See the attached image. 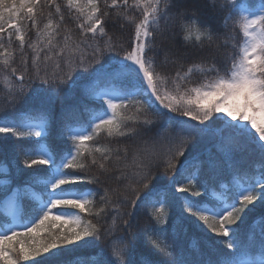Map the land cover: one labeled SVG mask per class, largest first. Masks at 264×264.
I'll use <instances>...</instances> for the list:
<instances>
[{
  "label": "snow or ice",
  "instance_id": "6c2138e0",
  "mask_svg": "<svg viewBox=\"0 0 264 264\" xmlns=\"http://www.w3.org/2000/svg\"><path fill=\"white\" fill-rule=\"evenodd\" d=\"M208 2L225 29L231 23L225 46L232 41L235 52L223 70L205 55L184 67L188 49L216 55L211 27L185 0H66L79 39L62 41L66 17L56 0H0V76L9 97L0 105V147L11 145L16 166L13 178L0 160L8 178L0 188V264L41 254L48 255L37 264H264V123L256 116L264 115V0ZM117 25L132 26L126 42L109 34ZM177 35L184 52L173 50ZM170 62L179 63L174 75L165 71ZM78 96L91 102L86 120ZM57 102L62 126L53 134ZM102 133L142 139L131 173L119 164L127 147L123 156L115 149L113 167L114 150L89 143ZM161 170L166 181L157 180ZM177 202L171 218L168 206ZM141 209H151L149 227L135 223ZM204 226L223 238L221 247L207 259L186 258L180 232L207 237ZM85 249L90 255H74Z\"/></svg>",
  "mask_w": 264,
  "mask_h": 264
},
{
  "label": "trees",
  "instance_id": "16d2710c",
  "mask_svg": "<svg viewBox=\"0 0 264 264\" xmlns=\"http://www.w3.org/2000/svg\"><path fill=\"white\" fill-rule=\"evenodd\" d=\"M56 2L61 5L62 11L65 13V17H66L65 24L62 25L60 36L57 39L59 41H62L63 37L67 34H70L74 39H79V29L76 26V22H75V20H71L68 17V10L65 7L66 0H56ZM81 2H84V0H81ZM109 2H110V0H109ZM185 2L188 4V7L190 9H195V15L199 18L201 24L208 25L211 27V30H212V32L214 34V38H215L214 43L212 45V50H213V52L216 53V55L214 57L209 56L207 49H205V51L203 53H197L196 50L188 49L187 51L189 52V55H187L183 58L184 67L187 68L189 66V64L191 63V61L193 59H195L197 55H205V56H207L209 62H211L213 59H215L217 66L223 70L224 63H225V57L228 56V54L235 52V49H233L231 47L232 41L228 42L227 47L225 46L226 38L232 35L231 23H229L228 29H225L222 25L223 15L218 14V13H213L212 5L208 2V0H185ZM253 2H258V0H253ZM101 3L103 4V0H101ZM215 3H216V6H219V4L222 3V0H215ZM51 11L54 13V11H55L54 8L51 9ZM47 12H48V8H47V6H45V15L40 17V27L41 28L43 27V24L46 23V21H47ZM192 14H193V12L190 10L189 15L191 16ZM26 23H28V22H26ZM108 31H109V34L112 36L114 41L121 40V41L126 42L127 38L129 37V35L132 32V26L127 25L125 27V29H120L119 25H117L115 28H112L111 26H109ZM29 36L31 37V39H36L35 29H33L29 33ZM170 44H171L170 41H166L164 46L168 47ZM183 45H184V41H183L182 36L177 35L175 42H174L173 50L174 51L179 50L180 52H184L185 48ZM25 52H26L29 64H31V58L34 55V53L31 51V49H28L27 47L25 49ZM40 55L43 56L44 53H40ZM160 59H164L163 53H161ZM169 59L172 60V59H174V57H170ZM17 67L20 68L19 54H17ZM178 67H179V63L174 64V63L170 62L168 64L167 68L165 69V71L174 75L175 69ZM8 99H9V97H8V95L6 93V89H4V85H3V77L0 76V105H6L8 102ZM78 100L80 101L78 104V107H79L80 112L82 114L81 119L86 120L87 119V113L84 112V105L92 106L91 102L88 100H83V99L79 98V96H78ZM67 103L77 104V101H75V100L74 101H68ZM169 115H175V114L169 113ZM177 119H187V118L177 116ZM214 119H215V117H214ZM192 123H195V122H192ZM209 123H211V121H209ZM61 126H62V124H61V121L59 118V102H57L56 109H55L54 114H53V134H55ZM158 126H159V124L157 125V127ZM133 135H135V134H133ZM149 135H151V134H149ZM89 143L92 145H95V146H101V147L107 146V147L112 148L114 150V154H113V161L111 162V166H113V167H115L117 164V162L115 160V149L119 148L120 154H121V156H123V149L125 147H127L128 156L126 159H122L119 162V164L121 167H123L125 164H127L129 166V168H128L129 173H131V170H132L134 153L137 151V149L142 148L144 146L142 139L138 136H136L135 138L122 137V138H119L118 140H109L103 133L95 141H92ZM208 147H211V145H208ZM213 152H215L214 149H213ZM96 155H97V158L99 159V154H96ZM236 159L240 160L241 154H237ZM0 160H3L7 165L11 166L12 176H13V178H15V176H16L15 167L16 166L12 164L13 155H12V149H11L10 144L0 147ZM19 167H23L22 162L19 164ZM97 171H98V169L96 167H92L90 169L89 174L90 175L96 174ZM2 175H4L3 176L4 178L8 179L6 177V175L2 171H0V178ZM161 179L165 180V181L168 179V177L164 174L163 170H161L157 176V180H161ZM224 179H227V173H225ZM156 182H157L156 180L153 181V183H156ZM88 187H95V186L89 185ZM218 191H219V189L217 188V192ZM33 194L39 195L38 191L34 192ZM176 196L188 197L189 199H192V200H200V199L204 198L205 194L202 192V195L197 197V196H191L190 193H179V192H177ZM179 208H180L179 202H177L175 205L170 204L168 206V212H167L168 216L171 218L176 217L179 214ZM145 211L150 212L151 209H147V210L141 209L138 216H137V219L135 221V223H138L142 228L149 227L152 223H154V221H152L149 216L145 215ZM258 214H259V210L256 213L250 215L248 222L250 223L251 220L254 218V216L258 215ZM185 215H187V213H185ZM106 222L110 223L111 221H110V219H107ZM102 223H104V221H102ZM204 227L207 231V237H205L202 233H200L199 231H196L192 228L188 229V232L186 235L184 234L183 231L180 232L179 239H180V242L184 246V256L186 258H188V259L200 258L202 255L203 258L207 259L208 254L210 252V249L221 247V245H219L216 242L222 240L223 238L216 236L215 234L211 233L210 230H207V226H204ZM53 231H56V229H53ZM123 234L124 233L121 232V233H118L117 235H123ZM47 235H48L47 230H45L43 232L34 234V237L37 241H39V240L45 239L47 237ZM161 239L163 240V237H161ZM168 239H169V241L172 239L171 233L168 234ZM194 241L199 245L198 251H197V249L192 247V244ZM29 242H31V241H29ZM90 253H91V250L85 249V250H82L81 252L76 253L74 255L88 256V255H90ZM46 255H48V254H41L38 256H34V257L30 258L29 261L21 262V264H37V262L44 261V257ZM67 258L71 259L72 257L69 256Z\"/></svg>",
  "mask_w": 264,
  "mask_h": 264
},
{
  "label": "rangeland",
  "instance_id": "374dc122",
  "mask_svg": "<svg viewBox=\"0 0 264 264\" xmlns=\"http://www.w3.org/2000/svg\"><path fill=\"white\" fill-rule=\"evenodd\" d=\"M226 104H230V102H226ZM251 115V113H249ZM218 116H224V113H217ZM257 121L258 123H264V115L257 113ZM227 119V117H225ZM7 179L6 178H0V188H3L6 186ZM3 211V209H1Z\"/></svg>",
  "mask_w": 264,
  "mask_h": 264
}]
</instances>
